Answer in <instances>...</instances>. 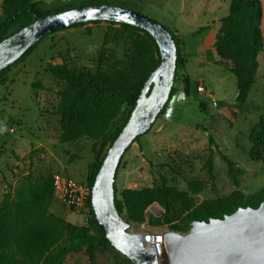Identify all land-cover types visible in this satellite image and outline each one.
I'll use <instances>...</instances> for the list:
<instances>
[{"label": "rangeland", "instance_id": "rangeland-1", "mask_svg": "<svg viewBox=\"0 0 264 264\" xmlns=\"http://www.w3.org/2000/svg\"><path fill=\"white\" fill-rule=\"evenodd\" d=\"M82 1L42 0V6L78 5ZM108 1L114 5L130 3V9L182 35L186 58L184 68L178 69L174 79L177 91L171 98L169 113L158 115L149 131L131 144L114 178L118 198L124 188L174 187L181 198L173 203L176 219L166 221L164 209L152 203L145 209L142 223L129 221L123 214L131 225L128 231L160 238L204 202L229 199L235 193L247 195L264 187V157L255 159L251 155L253 149L264 153V135L256 129L264 125V82L256 84L255 75L246 98L247 104L257 107L236 109L235 76L216 63L213 38L195 33L211 25L216 14L225 16L228 10L224 2L229 7L230 0H222L218 10L210 7L212 0ZM105 38L108 41L104 44ZM129 42L118 25L110 30L104 21L69 27L47 35L23 62L8 71L6 80L0 83V215L24 177L60 173L85 182L88 165L94 159L92 139L81 137L67 143L59 140L62 122L71 117L81 98L72 101L66 114L60 111L58 92L66 84L47 71V63H66L76 72H93L112 60H127ZM183 73L189 77V95L182 88ZM33 82L41 85L34 86ZM199 85L203 91L197 90ZM87 92L84 82L82 97ZM200 102L208 112L200 109ZM228 161L236 171L230 169ZM49 210L69 222L86 224L82 215L67 209L58 198ZM113 251L90 258L82 248L68 254L62 264H116Z\"/></svg>", "mask_w": 264, "mask_h": 264}, {"label": "trees", "instance_id": "trees-1", "mask_svg": "<svg viewBox=\"0 0 264 264\" xmlns=\"http://www.w3.org/2000/svg\"><path fill=\"white\" fill-rule=\"evenodd\" d=\"M101 3L114 4L108 0H85L78 5L67 4L44 8L42 0H1L0 40L43 15L79 5ZM117 5L129 8L132 6L127 2H120ZM261 18L260 0H230L228 13L219 19L212 43L217 56L216 63L224 66L236 78L233 105L238 110L257 107L255 104L251 106L247 104L246 98L255 81L258 67L257 56L263 49ZM100 22L103 21H90L70 27ZM104 22L110 30L118 25L120 31L128 36L130 42L127 60H112L105 67H100L93 72H76L66 63L48 62L46 65L47 71L52 76L66 84L58 92L61 98L59 108L63 114L69 111L73 100L81 98V103L73 108L71 117L62 122L59 140L62 143L72 142L81 137L93 140L94 159L88 165L86 180L83 182L90 188L108 147L123 128L146 80L161 60L158 45L147 31L127 23ZM205 29V26L201 27L195 33ZM53 32L43 35L18 59L3 68L0 71V83L6 80L7 73L12 67L23 62L38 44ZM170 32L176 45L175 79L178 69L184 68L186 58L183 53L182 35ZM107 41L105 38L104 44ZM84 82L87 84L88 92L82 97ZM33 85L41 84L33 82ZM189 85V77L183 73L182 88L185 95H189ZM176 91L177 89L172 85L169 99L175 96ZM199 107L208 112L206 108H203L202 102L199 103ZM164 111H166V105L159 115ZM149 129L136 136L133 142L146 134ZM256 129L264 135V125L259 124ZM251 155L255 159L264 157V153L256 149L251 151ZM228 163L230 169L236 171L232 168L231 162L228 161ZM119 164L120 161L117 168ZM113 186L115 207L121 216L125 214L127 220L136 223L144 222V211L152 203H157L164 209L166 221L176 219L173 215V203L181 198L180 192L174 187L160 185L140 189L124 188L120 192L121 197L118 198L115 185ZM54 198L57 197L53 185V174L42 178L26 176L22 179L15 190L12 202L0 215V264H62L68 254L82 248H85L90 258H94L98 253L115 249L106 238L105 230L96 220L89 197L86 224L83 225L69 222L51 212L49 206ZM263 200L264 187L251 194L235 193L229 199L204 202L187 212L182 222L173 224L171 229L186 233L194 220L207 221L212 217L222 218L238 207L255 208ZM185 207H188V204ZM113 257L116 264H134L116 249L113 251Z\"/></svg>", "mask_w": 264, "mask_h": 264}, {"label": "water", "instance_id": "water-1", "mask_svg": "<svg viewBox=\"0 0 264 264\" xmlns=\"http://www.w3.org/2000/svg\"><path fill=\"white\" fill-rule=\"evenodd\" d=\"M127 23L156 41L160 63L146 80L126 123L108 147L91 186L90 201L106 238L134 264H159L148 233H132L114 203V176L126 148L147 131L166 105L174 82L176 45L171 32L154 19L125 6L85 4L38 17L0 40V71L18 59L43 35L90 21ZM163 264H264V200L255 208L238 207L222 218L194 220L188 232L168 230Z\"/></svg>", "mask_w": 264, "mask_h": 264}, {"label": "built area", "instance_id": "built-area-1", "mask_svg": "<svg viewBox=\"0 0 264 264\" xmlns=\"http://www.w3.org/2000/svg\"><path fill=\"white\" fill-rule=\"evenodd\" d=\"M197 90L203 91V87L199 85ZM10 130H13V128ZM53 185L55 195L61 203L67 209L82 215L85 219L91 188L83 182L60 173L53 174ZM147 245L155 248L159 260L163 258L164 242L161 238H151Z\"/></svg>", "mask_w": 264, "mask_h": 264}, {"label": "crops", "instance_id": "crops-1", "mask_svg": "<svg viewBox=\"0 0 264 264\" xmlns=\"http://www.w3.org/2000/svg\"><path fill=\"white\" fill-rule=\"evenodd\" d=\"M204 1L206 2V0ZM207 1L209 2V0ZM260 1H261V6H262L261 30H262V37H263V49L259 52L257 56L258 67L256 71V78H258V82L256 84L264 82V0H260ZM210 7H212V9L218 10L219 8L222 7V0H212L210 3ZM224 7H226V10H228L226 2H224ZM223 16L224 15L221 16L219 14L218 15L216 14L215 19L212 21V24L211 25L206 24L205 25L206 29L203 31H200L197 34H199V36L204 35V38L208 36L209 38H213L214 40V36L217 30L219 19Z\"/></svg>", "mask_w": 264, "mask_h": 264}, {"label": "flooded vegetation", "instance_id": "flooded-vegetation-1", "mask_svg": "<svg viewBox=\"0 0 264 264\" xmlns=\"http://www.w3.org/2000/svg\"><path fill=\"white\" fill-rule=\"evenodd\" d=\"M172 99H169L167 102V105H170Z\"/></svg>", "mask_w": 264, "mask_h": 264}]
</instances>
